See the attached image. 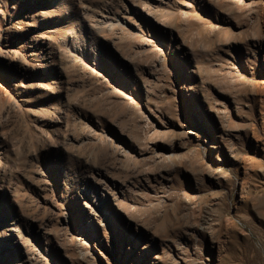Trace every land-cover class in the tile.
Instances as JSON below:
<instances>
[{
    "label": "rangeland",
    "instance_id": "374dc122",
    "mask_svg": "<svg viewBox=\"0 0 264 264\" xmlns=\"http://www.w3.org/2000/svg\"><path fill=\"white\" fill-rule=\"evenodd\" d=\"M0 264H264V0H0Z\"/></svg>",
    "mask_w": 264,
    "mask_h": 264
},
{
    "label": "bare ground",
    "instance_id": "6f19581e",
    "mask_svg": "<svg viewBox=\"0 0 264 264\" xmlns=\"http://www.w3.org/2000/svg\"><path fill=\"white\" fill-rule=\"evenodd\" d=\"M89 26V30H94V29H98L97 27H98V24L95 26V25H91V24H89L88 25Z\"/></svg>",
    "mask_w": 264,
    "mask_h": 264
}]
</instances>
